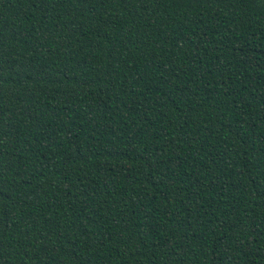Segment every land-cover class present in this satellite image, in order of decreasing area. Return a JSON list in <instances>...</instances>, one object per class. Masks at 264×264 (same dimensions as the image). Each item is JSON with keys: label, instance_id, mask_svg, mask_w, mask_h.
<instances>
[{"label": "trees", "instance_id": "trees-1", "mask_svg": "<svg viewBox=\"0 0 264 264\" xmlns=\"http://www.w3.org/2000/svg\"><path fill=\"white\" fill-rule=\"evenodd\" d=\"M0 264H264V0H0Z\"/></svg>", "mask_w": 264, "mask_h": 264}]
</instances>
